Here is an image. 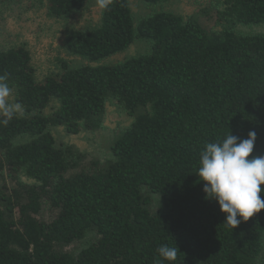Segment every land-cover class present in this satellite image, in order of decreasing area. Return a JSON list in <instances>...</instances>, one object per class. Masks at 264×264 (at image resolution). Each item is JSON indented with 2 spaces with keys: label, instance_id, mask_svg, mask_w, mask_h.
<instances>
[{
  "label": "trees",
  "instance_id": "trees-1",
  "mask_svg": "<svg viewBox=\"0 0 264 264\" xmlns=\"http://www.w3.org/2000/svg\"><path fill=\"white\" fill-rule=\"evenodd\" d=\"M89 1L45 6L64 18ZM214 6L217 30L170 12L135 22L128 0H112L96 27L67 35V52L96 63L139 40L149 51L112 66L62 63L43 81L25 45L0 49V75L24 109L0 123V264H169L162 244L178 248L174 264H264V210L232 229L197 176L205 145L230 133L255 131L249 159L264 156V34L236 31L264 25V0ZM110 101L132 122L109 160L85 164L57 146L52 128L96 131ZM89 233L94 241L72 251Z\"/></svg>",
  "mask_w": 264,
  "mask_h": 264
},
{
  "label": "rangeland",
  "instance_id": "rangeland-1",
  "mask_svg": "<svg viewBox=\"0 0 264 264\" xmlns=\"http://www.w3.org/2000/svg\"><path fill=\"white\" fill-rule=\"evenodd\" d=\"M135 22L159 12H170L181 16L184 20L193 18L203 27L217 30L213 10L215 0H170L167 3L148 5L142 0H128ZM216 7V8H214ZM101 8L97 0H90L85 10L74 12L64 18H53L48 15L45 0H0V49H8L25 45L29 49L32 65L37 80L43 81L49 75L62 71V63L70 69L82 66H112L134 57L146 54L150 44L135 41L127 50L110 56L96 63H90L78 56L71 55L65 49L67 35L75 30H87L99 24ZM239 34H264V25L237 26ZM12 99L15 101L13 90ZM58 103L53 101L46 111L53 112ZM132 118L114 101L107 104L102 126L96 131H81L76 135L69 134L62 127L52 128L51 133L57 146H69L80 155L83 163L103 164L111 158L110 145L116 135L128 128ZM25 184L31 180L22 179ZM153 204L157 201L152 196ZM94 241V233L72 245V251H79ZM263 264V263H259Z\"/></svg>",
  "mask_w": 264,
  "mask_h": 264
},
{
  "label": "clouds",
  "instance_id": "clouds-1",
  "mask_svg": "<svg viewBox=\"0 0 264 264\" xmlns=\"http://www.w3.org/2000/svg\"><path fill=\"white\" fill-rule=\"evenodd\" d=\"M97 3L101 9H108L112 0ZM7 80L6 75H0V123L5 125L24 114L21 103L12 99L13 89ZM255 141V131L242 140L230 133L222 141L207 143L200 153L197 176L203 182V191L206 198L218 203L226 215L224 224L232 229L264 210V156L249 159ZM156 251L161 262L174 264L179 250L176 245L162 244Z\"/></svg>",
  "mask_w": 264,
  "mask_h": 264
}]
</instances>
